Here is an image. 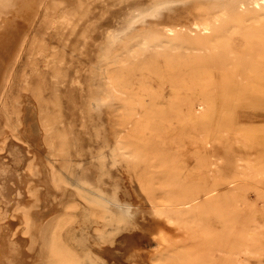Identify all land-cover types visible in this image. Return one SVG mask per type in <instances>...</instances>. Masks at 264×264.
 <instances>
[{
    "label": "rangeland",
    "instance_id": "rangeland-1",
    "mask_svg": "<svg viewBox=\"0 0 264 264\" xmlns=\"http://www.w3.org/2000/svg\"><path fill=\"white\" fill-rule=\"evenodd\" d=\"M19 1L0 12V264L34 256L18 207L57 224L65 264H176L177 253L183 264H264V0H166L157 23L145 16L98 61L41 22L40 1ZM137 1L152 2L97 0L94 36ZM213 17L197 37L194 24ZM223 93L215 120L192 118L199 99ZM60 134L66 154L52 156ZM66 164L90 186L52 187L48 167Z\"/></svg>",
    "mask_w": 264,
    "mask_h": 264
},
{
    "label": "bare ground",
    "instance_id": "bare-ground-1",
    "mask_svg": "<svg viewBox=\"0 0 264 264\" xmlns=\"http://www.w3.org/2000/svg\"><path fill=\"white\" fill-rule=\"evenodd\" d=\"M14 1H15V3L13 2V0H0V12L2 10V7L3 8L7 7L8 5L11 4V2H12V4L14 3L15 6L18 2H20L19 0H18V2L16 0H14ZM39 1H40V5L45 10V15H43L44 17L41 20V22L45 23V24H47L53 28L60 26L58 29L59 33L62 32V35L68 38L70 47L78 48L79 54L81 57L92 56L97 61L99 58H102V60L107 59L108 56H111L112 54L117 52L119 45L125 44L126 43L125 41L127 39H129V36H132L131 34L134 32V30L143 29L142 25L144 24L145 16L148 17V22H150L151 25H154L153 23H157V20L160 18V15H161V12H159V11L164 7L165 4H167L166 0H152V2L148 6H143L144 4L141 1H137L136 3L134 2L126 11L123 12L122 16H118V18L121 17V22H120V24L117 25V28L115 29L116 31H114L113 33H105V31L102 30L101 37L97 39L93 33L96 30V25L94 27V23H96V21H98V18H95L93 16V10H94V8L97 9L99 6L97 8L92 7L97 0H38V2ZM169 1H168V3H169ZM116 2H114V4H117ZM171 2L172 1H170V3ZM259 2H260V0H259ZM12 4L10 5L11 8L14 6ZM38 6H39V3H38ZM104 7H106V5ZM104 7L101 6L99 8L100 9L99 17L102 15L104 16L105 13H108V11ZM6 10L8 11V8ZM9 10H10V8H9ZM3 13H5V12H3ZM0 19H1V15H0ZM213 21H214V17H213V20L211 18H206L204 20L202 19V21L197 22V24H194L196 29H195V31H193V33H196L197 37H199V38L201 36H206L203 33H208V31L211 30V28L213 26L212 25ZM195 23H196V21H195ZM23 29H24V27L21 30H19V31H21L20 34L22 35V38L19 41V45H18L16 52H15L16 54L13 52L15 55H17V53L19 54L18 51H19V49H20V47H21V45H22V43L26 37V33H25L26 30H24V32L22 33ZM172 29L174 30V27ZM150 30H151L150 34L156 32V29L152 30L150 28ZM173 30H170L169 32L172 33ZM117 31H119L120 33H121V31L124 32L125 34L124 33L123 34L125 36L121 35V37H119V34H118V38H119L118 39L116 37L117 34L114 35V33ZM144 32H145V30H144ZM143 33H140V34H143ZM173 33H175V32H173ZM201 34H203V35H201ZM136 38H138V37H136ZM125 48H126V46H125ZM129 50H131V49H129ZM83 71H84V68H82L81 72H79V75L76 77V79L74 81L79 86V88H81V90L85 92L86 88L84 87V85L86 83L87 77L90 74L84 73V78L81 79V74L83 73ZM6 79H7V77H5V75H4L3 85L6 83ZM3 88H4V86L2 88L0 87V89H1L0 90V101L2 98ZM95 93L97 95H98V93L100 94L99 90H97V89L95 90ZM225 96H226V93H223L222 97L220 99H214L210 96L206 97L204 101L199 99V109L196 112H195L196 109L192 110V112H193L191 115L192 118L194 120H197L200 117H203L205 119H214L215 120L217 118L216 115L218 114L219 106L221 105V102L224 100V98H226ZM197 100H198V98H197ZM210 105H212V106H210ZM1 106L4 107V104H1ZM4 113H5L4 115H6V116L9 115V111L7 109L5 110ZM213 125H214V123H213ZM65 138L66 137L64 134H62V135L60 134V141L57 142L55 135L50 136V143H51L52 149H53L52 156H55L56 152L61 154V155L66 154L65 142H67V141L65 140ZM109 151H110V154L112 156L113 152L111 151V149ZM29 170L34 175L39 174V170L35 164ZM48 172H49L50 184L52 185V187L58 188V187H61L64 185L70 186L71 183L75 184V182L77 184L79 182L80 184L87 186V187L90 186V183H88L76 169L69 166L68 164L63 165L61 168H56L55 166L50 165L48 167ZM69 176H71V177H69ZM91 187L96 188L99 192L103 193L102 188L94 187V186H91ZM12 191H11V193H12ZM211 191L213 192L214 190H211ZM78 192H79L80 196L82 198H84L87 202L94 203L98 207L104 208V204L100 200L88 199L85 196V190L84 189L79 188ZM212 192L206 191L204 193V195L210 194ZM30 193L33 196V200H34V197L36 198V200H38V195H37L36 189L31 188ZM195 199H193V200L191 199V201H194ZM207 199H209V198L205 197L203 199V203L201 204V208H204V205L206 204ZM188 203L189 202H184V203H180L179 205L185 206ZM205 206H207V205H205ZM158 207H160V206H158ZM182 208H184V207H182ZM17 209L21 210L20 213H21V217H23V220L20 222L22 224V231L24 233L28 234L29 238L27 236L26 237L29 240V243H28L29 248L33 251L35 250V252H30V253H34V254L28 253L31 256L34 255L33 257L30 256L31 260L25 258V260L24 259H23V261L21 260L22 264H65L73 258L70 251H65V248L62 247L58 243L59 236L57 235L58 226L56 223H48L47 224V223H45V221H42V220L40 221V223H38L33 217H31L32 215L30 213L26 212L25 208L18 207ZM166 209H167V207H164V208L160 207V211H157V214L158 215L165 214ZM169 213H171V212H169ZM123 214H125V213H123ZM123 214H121V216H124ZM51 215H53V213H51ZM45 218H43V219H45ZM17 235H21V232L17 233ZM16 237L18 238V236H16ZM21 237H23V236L21 235ZM163 237H165V236L163 235ZM160 239H162V238H160ZM164 240H166V239H164ZM167 241L168 240H166V242ZM166 242H165V244H166ZM167 243H168L167 245H169L170 242H167ZM180 253H182V252H180ZM175 257H176L175 258L176 264H183L182 262L184 260H187V258H188V260L190 259V256L182 255V254H178V253H177V255L175 254Z\"/></svg>",
    "mask_w": 264,
    "mask_h": 264
}]
</instances>
